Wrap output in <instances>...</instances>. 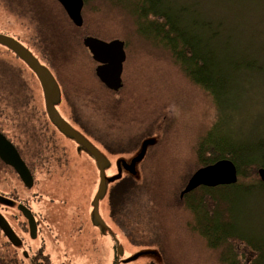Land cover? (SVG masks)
I'll return each instance as SVG.
<instances>
[{
  "label": "rangeland",
  "instance_id": "374dc122",
  "mask_svg": "<svg viewBox=\"0 0 264 264\" xmlns=\"http://www.w3.org/2000/svg\"><path fill=\"white\" fill-rule=\"evenodd\" d=\"M6 1L0 0V29H16L23 35L20 22L17 21L15 16L11 15ZM86 2V17L88 20L94 17L95 6H99L103 8L102 15L104 17L110 15L114 19L115 24H119L117 26L113 24L112 32H108V35L100 34L99 37L104 40H112L114 38L123 40L127 55L123 73V82L125 79L127 84L123 86L119 97L121 99L120 108L129 115V121L126 124H122V120H118L115 123H112L111 120L109 121L110 129L115 130L111 136L115 135L114 138L117 140L113 141V138L109 140L111 141L109 149L111 166L108 168L102 199L106 196L109 199L110 195L120 189V199H117L116 205L120 202L119 200H125V202H122L126 204L124 212L125 223L129 224L130 220L135 219L138 220V230H140L142 223L143 230H148L147 225H151L155 221L152 220L149 223L151 216H155L156 221L162 220V208L163 215L170 214V210L165 209L166 207L163 204L159 205L154 202L157 199L165 201L164 194L167 196V192L168 197L173 199V191L184 183L186 176H183L191 167L195 169L197 165L193 146L197 143L198 136L206 133V131H210L213 127V122L219 120L223 115H218V107L215 105L212 97L196 88L192 82L183 77L180 69L174 64L171 51L165 48V46L156 45L151 42L155 40L153 26L146 19L137 17L139 10L136 8L135 1L86 0ZM99 2L102 4H97ZM161 4H166L172 9L190 6L193 15L200 16V18H226L224 23L233 24V32L236 35L235 39L233 38V47L236 42L240 43L243 40L242 45L251 51L252 57H256L258 61L264 64V0H162ZM195 8L198 9V12L194 11ZM141 32L149 35L150 40L145 35H141ZM6 65L12 78L7 81H5V78H0V90L13 94L10 97L12 99L13 111L20 112L16 110L25 108L27 103L24 105V100L22 101L19 98L17 100L15 94L20 91V86H22V91L25 89L29 91L30 89L25 81L18 82L17 80L14 85V81L17 78L23 77L24 73L14 70L13 67L17 65L14 61ZM89 71H91L90 64ZM85 73L84 83L90 88L95 89L99 93V97L104 92L101 89L100 83H98L96 78L92 77L91 73ZM262 78L252 81L254 90L248 91L247 98L249 99L239 98L243 108L234 111L235 113L232 115L229 112L225 119L226 123L223 125L218 123L219 126H214L216 129H219L217 131L219 135H228L232 138L234 137L235 140L252 142L257 139L256 136H258L259 132L264 131V74ZM29 81L31 82V79ZM37 86L39 87L38 84ZM63 87L65 89L64 84ZM31 89L33 88L31 87ZM39 89L34 87V95L32 97V101H34L37 107L41 106V99L38 97L41 89ZM134 89H139L140 92H132ZM244 92L243 88V94ZM246 93L244 97L247 95ZM102 95L104 96V94ZM0 107H5L2 100H0ZM61 107L63 110L69 108L65 99ZM139 110H142L141 113L145 111L146 114L141 128H138L137 122L134 119L136 116L135 112ZM65 112L69 113L70 108ZM26 113L27 111H24V114ZM75 123L77 126L80 125L78 122ZM14 124L19 130L22 129L18 122L15 121ZM169 128H171L170 136L172 138L170 143L178 146L175 152L177 154L180 150L177 158L182 161L177 164L176 186H173V182L171 184L169 181H166L164 182L165 185L162 183L153 188L157 170L154 167L156 166L155 163L159 160L162 163L165 159H169L166 157L167 150L163 151L161 156L158 155V151L162 147H157V149L156 145L161 141L149 148L146 154L140 153V146L142 141L146 140L147 137L163 139L165 135L164 140H166ZM230 129L232 130V134L227 133ZM164 131L167 132V137ZM18 132L20 133L21 131ZM135 155H140V157L136 158L139 162L137 165L138 173L128 175L122 167H120L119 171L116 160L118 158H126L127 161H130ZM78 164V166L86 167L85 164H80V162ZM193 168L191 172L194 171ZM74 185L80 190V186ZM170 185L172 187L168 191ZM17 187L20 188L21 186L17 185ZM83 188H87L85 183L82 186ZM66 189L67 192L75 194L73 192L74 186H71V184ZM80 198L82 197L80 196ZM258 199L264 204L262 198ZM185 202L188 203V206L192 200L188 199ZM177 205L175 214L178 219L184 224H188V222L192 224V227L182 229L183 235L189 241L188 249H190V252L187 250V253H183L186 259H177L178 264H184V260L188 264V257H190L191 264H229L222 260L223 254L220 249H218L219 251H213L214 249L211 248L206 237L208 233H214L211 228L213 224L221 223H209L203 219L205 216L202 210L199 211V217L203 220L200 223L196 219L195 214L191 212L192 210L185 209L180 204ZM247 205L251 207L252 204L251 202H247ZM159 207L161 208L159 209ZM262 207L260 211H247V214L243 216L241 229L244 234H256L264 237V206ZM156 208L157 210L155 211ZM135 209H138L137 216H132L128 219L127 215L129 212L131 214V211ZM108 222L111 228L115 227L111 220ZM91 223L93 228L97 230L99 223L95 219H92ZM176 224L179 223L176 222ZM195 227L199 231L194 230ZM172 230L174 231V225L171 228ZM97 236L101 238L102 232L100 230ZM110 239L107 242L113 243L112 241L114 240ZM118 239L120 248L118 254H116L118 256H115L116 258L120 256L122 264H168L164 260V253L160 249L159 243L152 244L145 238H141L140 242L136 240V243H133L130 237L121 233H118ZM84 249L83 247L81 251ZM136 254L139 256L135 258ZM91 255L93 256L94 254ZM111 255L114 254L111 253L109 256L104 257L107 258L109 264H112L113 260ZM69 261L72 264H102L101 257L93 259L80 254L71 260H66V262Z\"/></svg>",
  "mask_w": 264,
  "mask_h": 264
},
{
  "label": "trees",
  "instance_id": "16d2710c",
  "mask_svg": "<svg viewBox=\"0 0 264 264\" xmlns=\"http://www.w3.org/2000/svg\"><path fill=\"white\" fill-rule=\"evenodd\" d=\"M8 1L24 5L27 1L36 2L38 0ZM50 1L43 0L45 4V27L42 26L46 28L43 45L47 55L56 66L65 89L68 93L79 98V103L88 108L99 109L100 112L108 113L105 117L112 123L122 120V124H126L129 121V115L120 108L121 99L119 97L123 87L115 92L100 81L94 68L97 62L92 58L89 49L83 42L86 35L99 37L100 34L112 32L113 24L116 26L119 24H115L110 15L104 17L102 15L103 8L99 6H95L94 17L88 20L86 17L87 9L85 8V23L82 27L72 25V29L77 32L76 35H72L70 29L66 30L65 26L62 25L63 19L66 17L64 10L56 0H53L55 6L49 7ZM133 1L139 10L137 17L146 19L153 26L155 40L151 42L165 46L171 51L174 64L180 69L183 77L212 97L218 107V115H223L219 120L213 122L210 131L198 136V141L193 146L197 165L195 169L191 167L183 176H186L184 183L173 191V199L168 197L167 192V196L164 194L165 201L157 199L154 202L159 205L163 204L165 209L170 210V214L163 215L162 208V220L156 221L155 216H151L149 223L152 220H155V223L152 222L151 225H147V231L152 230L161 240V249L168 257V264H178L177 259H186L183 253H187V250L190 252L188 249L189 241L183 235L182 229L192 227V224L190 222L184 224L178 219L175 214L176 206L180 204L184 206L183 208L192 210L191 212L195 214L200 223L203 220L199 217V211L202 210L205 216L203 219L209 223H221L213 224L211 228L214 233H208L209 235L207 234L206 237L211 248L214 249L213 251L221 250L224 262L229 264H264V237L256 234H244L241 229L242 218L247 214V211H260L264 206L258 199L264 200V183L258 174V169L264 167V131L259 132L256 136L257 139L249 142L235 140L234 137L228 135L221 136L217 133L219 129L214 127L219 126L218 123L221 125L226 123L225 119L229 112L232 115L235 113L234 111L243 108L240 97L249 99L247 98L248 91L254 90L252 81L263 79L264 64L258 61L256 57H252L251 51L242 45L243 40L240 43L236 42L233 47L236 36L233 32V24L224 23L226 20L224 17L200 18V16L193 15L190 6L172 9L166 4L162 5V0ZM194 11L198 12V9L195 8ZM141 35H145L150 40L146 33L141 32ZM89 64L91 71H89ZM85 72L91 73L92 77L96 78L105 97L102 94L98 97L99 93L84 83ZM16 82L17 80H15L14 85ZM126 84L127 82L123 86ZM132 92L140 91L134 89ZM245 93L247 95L244 97ZM141 111L135 112L134 119L138 128L142 127L146 117L145 111L142 113ZM167 131L168 137L165 131L166 140H164V135L156 148L162 147L158 151L160 156L163 151L167 150V154H165L169 159H165L162 163L160 160L155 163L156 166L154 167L157 170L153 188L164 184L166 181L171 184L173 182V186H176L177 164L182 162L181 159L177 158L180 150L177 154L175 152L178 146L170 143L172 139L170 136L171 128ZM227 133L232 134V130L230 129ZM221 158H229L235 162L238 168V181L234 184L215 187L201 185L181 199L180 191L193 172L197 168ZM192 168L194 169L193 172H191ZM171 187L172 185L168 187V191ZM188 199H191L192 202L187 206L188 203L185 201ZM247 202H251V207L247 205ZM173 225L174 231H171ZM200 227L202 228L201 224ZM194 230L199 231L196 227ZM152 232L150 231L151 234H153ZM188 258V264H191L190 257ZM184 264H186L185 260Z\"/></svg>",
  "mask_w": 264,
  "mask_h": 264
},
{
  "label": "flooded vegetation",
  "instance_id": "af4514ba",
  "mask_svg": "<svg viewBox=\"0 0 264 264\" xmlns=\"http://www.w3.org/2000/svg\"><path fill=\"white\" fill-rule=\"evenodd\" d=\"M34 2L27 1L20 5L7 0L8 9L20 22L23 35L16 29H0V34L18 41L57 80L61 88L60 97L54 101L57 112L101 154L107 178L111 143L109 140H117L115 135L111 136L115 130L110 129L109 119L105 117L108 113L88 108L79 103V98L64 89L56 66L43 45L46 29L42 26L45 27V4L43 0ZM56 2L66 15L62 25L66 30L70 29L72 35H76V30L72 29V25L76 24L61 3L58 0ZM86 4L84 0L83 13ZM58 5L56 4L57 7ZM53 6L55 3L51 0L49 7ZM0 60L1 79L11 80L12 76L6 64L14 61L17 64L13 67L14 70L24 73L23 77L16 80L27 82L30 89L22 91L20 86V91L15 94L17 100H24V105L27 103L25 108L16 110L20 112L13 111L10 98L13 94L0 90V100L5 105L0 107V141L7 139L17 148L33 176V186L29 187L16 169L0 155V218L6 221L13 233L11 237L10 230L0 223V264H72L66 260H71L78 254L93 259L101 257L102 264H109L104 257L111 253L114 254L111 255L112 264H122L120 256L118 261L116 258L120 248L118 233L126 234L133 243L145 238L152 244H161V240L152 230H143V226L138 230L135 219L130 220L129 224L125 223L126 204L122 203L125 200H119L116 205L117 199H120V189L110 195L109 199L108 196L102 199L104 188L100 192L101 167L94 150L63 130L51 116L40 78L29 62L3 43H0ZM31 87L41 89L38 96L41 106L37 107L32 101L34 93ZM64 99L69 105V113L65 112L69 108L63 110L61 107ZM24 111L27 113L24 114ZM15 121L22 127L21 130L14 124ZM75 122L80 124L79 127ZM79 162L86 167L78 166ZM84 183L87 188L82 189ZM70 184L74 186L75 194L67 192L66 187ZM74 184L80 186V190ZM24 207L35 218L36 237L31 234L30 214ZM137 211L138 209L131 211V214L129 212L128 219L137 216ZM92 219L99 223L97 230L92 226ZM110 220L115 227L109 226ZM99 230L102 232L101 238L97 236ZM109 237L114 240L113 243L107 242L111 240ZM83 247L85 249L81 251ZM165 257L168 260L166 255Z\"/></svg>",
  "mask_w": 264,
  "mask_h": 264
},
{
  "label": "water",
  "instance_id": "95a60500",
  "mask_svg": "<svg viewBox=\"0 0 264 264\" xmlns=\"http://www.w3.org/2000/svg\"><path fill=\"white\" fill-rule=\"evenodd\" d=\"M65 8L69 17L75 22L76 25L81 26L84 22L82 16V9L84 5V0H58ZM84 45L91 52L93 59L99 64L96 67V74L100 80L111 90L118 91L123 86V69L124 62L126 60L125 42L121 39H113L110 41L95 37L86 36L84 38ZM0 43H3L16 52H18L25 60L29 62L32 68L37 72L40 81L42 83L43 89L45 91L47 106L50 111L51 116L60 125V127L73 135L79 142L83 143L85 146L90 147L94 150V153L98 159L99 165L101 167V185L100 192L105 185V172L103 168V158L101 154L92 148V146L86 141L85 138L79 132H77L72 126L65 122L59 113L57 112L54 101L60 97V85L57 80L53 77L50 71L42 66L35 57L28 52L18 41L12 39L11 37L0 34ZM165 132V131H164ZM3 139V136H1ZM163 137V136H162ZM2 139V140H3ZM162 138L157 139L147 137L146 140L142 141L140 146V153L146 154L149 148L153 147L156 143L160 142ZM159 144V143H158ZM157 144V145H158ZM156 145V146H157ZM0 155L2 159L10 163L21 176L22 180L29 186H33V176L21 158L17 148L10 143L7 139L0 141ZM142 156V155H141ZM137 157L140 155H135L133 159L127 161V159H117L116 164L118 165L119 171L120 167L125 170L128 175H133L138 173L139 164ZM111 166V161L109 159L108 167ZM258 174L264 183V167L258 169ZM119 175V174H118ZM238 168L235 162L229 158H221L212 162L208 165L199 167L188 179L184 188L180 192V198H184L187 193H190L197 187L204 185L208 187H215L219 185H230L238 181ZM29 216V226L31 229V234L37 236V224L34 216L31 214L30 210L24 207ZM0 223L4 228H9V225L1 217ZM9 235L13 237V233L10 230ZM139 256L136 254L135 258ZM165 260V259H164ZM166 262V261H165Z\"/></svg>",
  "mask_w": 264,
  "mask_h": 264
}]
</instances>
